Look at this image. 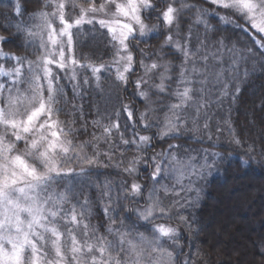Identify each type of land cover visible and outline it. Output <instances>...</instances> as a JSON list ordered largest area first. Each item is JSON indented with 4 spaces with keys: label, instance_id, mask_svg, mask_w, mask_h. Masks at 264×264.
Returning a JSON list of instances; mask_svg holds the SVG:
<instances>
[{
    "label": "snow or ice",
    "instance_id": "1",
    "mask_svg": "<svg viewBox=\"0 0 264 264\" xmlns=\"http://www.w3.org/2000/svg\"><path fill=\"white\" fill-rule=\"evenodd\" d=\"M86 2L87 6L78 4L77 0H46L45 7L51 6L53 11L34 13L30 17L34 21L32 24L18 20L14 24L4 25L6 29L15 28L12 35L22 38L20 46L26 51L31 48L33 52L40 53L35 60L28 55L4 51L2 45L12 37L0 35V60L14 62L11 68H5L0 63V264H175L182 254V246L177 244L180 229L165 224H152V221L157 218L177 219L179 224L191 229L188 217L180 212L186 211L200 199L201 189L196 186L197 182L211 175L214 161L209 163L207 155L202 157L203 163L198 165L193 164L192 157L182 159L174 151L181 147L178 144H169L166 149L148 155L147 149L152 147L153 137L139 135L135 131L133 112L128 105L123 106V111L132 122V138L125 139L120 132V113L117 111L114 113L116 121L103 127L102 136H94V150L89 155L84 151L86 143L77 146L68 138L72 128L65 129L66 122L59 120V114L70 115L69 90L76 97L82 95L85 86H90L93 81L99 88L101 72H108L112 66L116 69L115 81L126 87L129 74L134 70L132 48H135L142 57L140 66L145 73L159 71L160 82L153 87L161 93L166 91L165 81L173 79L169 75L172 67L178 69L177 88L172 93L178 102L168 106L172 115L165 116L164 130L156 138L159 141L179 138L184 132L191 130L188 125L192 129L201 127L198 121L202 118V109L210 107L212 103L207 99L212 95L210 88L218 92L217 102H222L224 97L230 95V82L240 78L242 67L243 76L247 78V63L254 54L252 49L244 51L235 46L229 48L220 41L219 47L211 54L218 67L210 66L209 54L197 56L199 49L192 52L187 39L185 46L179 40L174 41L172 29L175 28L176 35L180 36L182 13L196 7L184 3V0H165L167 7L162 12H157V5L153 0H102L99 4L96 0ZM208 2L228 14L221 15L215 10L209 13L207 9H200L196 23L208 28L210 25L204 17L213 16L222 25L235 24L243 28L245 24H250L258 33H264V0ZM177 3L179 7L175 6ZM66 7L73 11L78 8V16L73 19L70 13L66 14ZM113 7L115 10L111 11ZM14 11L19 17L21 6L18 2ZM153 12L157 13L158 21L162 20L163 28L168 33L161 49L170 46L182 53L179 65H172L170 62L158 64L155 61L150 65L144 63V59L157 53H145L135 41L143 42L152 34L158 33L159 24L149 27L145 23V16L150 17ZM57 20L59 29L53 26V22ZM84 26H88L92 34L106 30L108 44L115 51V58L110 65L81 63L76 59L73 29L79 32ZM190 36L191 30L189 38ZM255 43L264 50V38ZM203 44L204 42L202 46ZM261 54L264 55V52ZM224 55L229 57L227 67H224ZM198 64L201 66L198 67ZM81 70L90 73V76L81 75ZM134 84L138 90L136 95L147 100L149 92L139 89L142 84L147 85L148 81L137 79ZM232 86L238 94L240 88L234 83ZM231 95L234 99L235 95ZM71 107L73 110L77 108L75 104ZM189 108L191 114L188 112ZM79 111L82 115V106ZM146 115L147 110L140 114L139 119L141 127L148 130L151 125L145 122ZM203 118L206 121L209 119L206 111L203 112ZM99 123L93 121L96 126ZM124 127L128 130L129 126ZM202 127L207 129V122ZM113 130L119 133L121 145L135 146L137 150L145 151L144 155L133 156L128 167L122 169L123 172L137 173L136 165L141 161L145 169L150 166L154 169L150 173L153 186L146 197V206L124 209L126 213L135 216L130 224L125 223L126 219H130L129 216L119 217L121 196L117 194L113 199L112 183L109 180L99 182L98 179H92L101 168L119 167V164L112 162L116 147L110 139ZM217 131H220L219 127ZM100 141L108 144L104 152L97 148ZM233 142L237 145L241 143L235 137ZM20 143H23V149L18 148ZM211 155L221 157L220 153ZM243 163L247 165L248 160ZM72 164L76 166H70ZM161 180H172L174 183L170 187L168 184H160ZM157 184H160L159 188ZM58 185L62 186L59 191L56 188ZM90 187H95L99 192L101 202L108 201L102 211L109 221L106 232L112 239L97 235V225L90 229L89 224L84 223L91 216V200L86 196L81 201L79 197ZM161 190L165 198L171 194V205H165L160 198ZM142 191L143 186L134 182L131 184L130 195L124 189L123 198L135 199L140 197ZM192 193L195 195H190ZM69 203H72L70 209L66 208ZM117 217L120 220L118 226ZM140 223L151 224L150 236L135 231ZM69 225L83 226V243L77 240L76 233ZM65 235L70 239L68 247H65L67 241L62 242L61 239ZM90 239L94 242H88ZM166 244L176 251L169 250L165 247ZM189 246L191 247V243ZM180 264H195V260L185 256Z\"/></svg>",
    "mask_w": 264,
    "mask_h": 264
},
{
    "label": "trees",
    "instance_id": "2",
    "mask_svg": "<svg viewBox=\"0 0 264 264\" xmlns=\"http://www.w3.org/2000/svg\"><path fill=\"white\" fill-rule=\"evenodd\" d=\"M202 1V2H201ZM21 6V14L19 17L15 15V4ZM46 0H0V35L12 37L9 42L2 45L6 52H14L16 55H28L30 59H35L38 52H33L31 48L27 51L21 47L22 38L13 36L15 28L4 27L5 24L11 25L18 20L24 21L26 24H32L34 21L30 19L34 13L46 11L51 6L45 7ZM160 0H156L155 4H159ZM202 5L212 7V5L203 0H198ZM204 2V3H203ZM207 3V4H206ZM158 7V6H157ZM152 14V13H151ZM208 24L212 26L219 25L223 27V31H236L240 40V45L244 40L248 41L249 47H252L253 56L248 60L247 67L249 75L247 78L243 76V67L241 68L240 78L235 82H230V95L225 97L223 109L218 113L219 129L211 131V139L206 134L192 132L190 135L194 141H190L191 147L197 150L199 145L204 146L213 153H220L221 157L215 160V172L208 178L204 190L200 194V199L181 211L180 214L188 217L192 224L191 229H187L183 224H179L177 219L167 220L157 218L152 224H166L180 229V238L177 244L181 245V255L176 259L175 264H180L185 256L195 260V264H264V50L253 42L261 40L263 37L256 34L253 36L251 32L237 27L235 24L222 25L216 18H205ZM181 20V19H180ZM153 22V21H152ZM151 22V24H152ZM238 23H243L238 21ZM161 24V23H156ZM155 25V24H154ZM87 27V26H84ZM152 34L147 40L141 42L135 41L139 48L145 53H158L156 46L158 41L163 37L164 32L160 31ZM106 34V30L103 32ZM250 36L253 37L251 40ZM108 37H95L90 39L75 40V49L79 54H86L87 60L100 65H108V62L114 57V49L107 43ZM252 41V42H251ZM158 51V52H157ZM135 58L134 70L129 74V82L126 87L115 81V73L110 68L108 72H101L100 87L97 88L95 83L85 86L83 94L73 97L72 92L68 91L69 105L68 112L59 114V120L65 121V129L72 128L68 133V138L72 140L74 145L86 143L84 151L89 155L92 154L94 148L92 142L95 137L103 135V127L115 122L117 117L114 113L119 111V123L121 125L120 132L123 133L125 139H131L132 122L135 123V131L139 135H148L153 137L152 147L147 149V154L159 152L166 149L169 144H183L189 141V134H183L179 138L165 139L159 141L157 134L164 130L162 123L155 120V124L151 120L145 122L151 127L145 130L141 127L139 116L144 112L146 106L154 108V117L157 115L159 106H166L167 103H176V97L172 92H159L158 99L153 102L152 94L150 100H142L139 98L137 88L134 81L137 79L147 80L152 74L144 72L140 66L142 57L139 52L132 48ZM160 57L168 56L165 52H160ZM82 57V56H81ZM178 57V56H177ZM176 55L169 62L180 61ZM160 58V59H161ZM155 55L144 59V63L154 60ZM159 60V58H156ZM174 59V60H173ZM5 68H11L14 63L10 60H0ZM148 65V64H147ZM171 76L174 77L172 71ZM90 76V73H86ZM146 75V76H145ZM6 79V78H5ZM147 85L142 84L140 91L149 90V80ZM168 82V81H167ZM171 82V81H170ZM235 84L240 88L236 94ZM174 87V86H173ZM235 98H232V95ZM155 98V97H154ZM77 106L73 110L71 105ZM128 105L133 112L132 122H130L123 111V106ZM80 106H82V115L80 114ZM93 121H99V125L93 124ZM128 125V130H125ZM163 127V128H162ZM238 138L241 143L239 145L233 142V138ZM111 141L116 145L113 151V163L119 164L118 168L108 167L101 168L92 177L94 181L99 182L109 180L112 187L113 199L117 194L121 196L119 201V217L129 216L125 223L130 224L135 220V216L126 213L125 208H136L146 199L148 192L153 185L149 173L154 169L150 166L147 169L143 167V161L137 164V173L128 174L123 172V168L128 167L129 161L133 156L144 155V149L135 146H123L119 143V133L113 130ZM99 151L104 152L108 148V144L100 141L97 144ZM252 151H249V149ZM79 150V148H77ZM103 159V157H101ZM248 160L247 165L243 163ZM107 163V161H105ZM70 166L75 167V164ZM146 173L148 177L141 179L140 174ZM165 182L171 180H163ZM139 183L143 186L140 197L135 199H124V189L126 188L130 195L131 184ZM57 191L62 186H56ZM91 200V216L85 221L89 224V228L93 225L98 226L97 235L111 236L106 232L109 221L105 219L102 208L108 205V201L99 200V192L95 187L86 188L84 193L80 195V200L85 197ZM72 203H75L73 201ZM72 203L68 204V208L72 207ZM79 212V206H77ZM117 217V226L120 223ZM151 224L145 225L140 223L135 231L150 235ZM196 229H199L197 232ZM191 238V239H190ZM191 243V247L189 246ZM169 250L175 252L174 247L169 246Z\"/></svg>",
    "mask_w": 264,
    "mask_h": 264
},
{
    "label": "rangeland",
    "instance_id": "3",
    "mask_svg": "<svg viewBox=\"0 0 264 264\" xmlns=\"http://www.w3.org/2000/svg\"><path fill=\"white\" fill-rule=\"evenodd\" d=\"M155 1L156 0H153V3H155ZM160 1L161 2H159V4H157V6H158L157 7V12H162L164 10V8L167 7V3L165 2V0H160ZM203 1L208 2V0H203ZM101 2H102V0H96L97 4H99ZM77 3L78 4H82L84 6H87L86 0H77ZM184 3L195 5L196 7L192 8L191 10H186L184 13H182L181 20H180V36L176 35V29L173 28L172 29L173 40L174 41L179 40L181 45L185 46V40L187 39L188 46H189V48H190V50L192 52H197V49H199V52H197V56L202 55V54H209V57H210L209 58V65L210 66H217L218 67L216 61H214L211 58V54L214 53L216 51V49L219 47V42L220 41H223V43L229 48H231L232 46H235L237 49H241V50H244V51H247L248 49L252 48V47H249L248 41L244 40V39H242V41H243L242 44H245V45H240L241 44L240 43L241 38L238 37L236 31L225 32V31H223V27L219 26V25H215L213 28H212V26L206 28L203 24H198V23L195 22L196 18H197V12L200 9H207L209 13H211L214 10L215 11H219L221 15H227L228 13H225L223 10L218 9L215 5H212L210 2H208V3H210L212 5V7H208V6L202 5V4H200L198 2V0H184ZM175 6L179 7V3H177ZM114 10L115 9L113 7L111 9V11H114ZM46 11L47 12H52L53 8L50 7ZM65 11H66V14L70 13L71 17L73 19L76 16H78V14H79V9L78 8L75 11H73L71 8L66 7ZM66 18H69V16L66 15ZM204 18H215V17L207 16V17H204ZM70 22H71V20H70ZM151 22H152V24H151ZM145 23L148 24L149 27H151L152 25H154L156 23H161L159 29H161L160 30L161 32H164L163 37L157 42L158 44L156 45V46L159 45V47L156 49L159 52L157 51L158 53H157V55H155V59L147 62V64L150 65L153 61L157 62L158 64H163V63L169 62L173 58V56L176 55V57L178 56L177 58L180 61H175V62H172V63L170 62V63L172 65H179L181 63V61H182V53L177 52L174 49V47H170V46H166L163 49H161V45L163 44L164 39H165V37H166V35L168 33L163 28L162 20H159V21L157 20V13L153 12L150 17L146 15L145 16ZM53 26L55 28L59 29L60 24H59L58 20L53 22ZM242 29H247V31L251 32V34H253V36H256V34H257V35L262 36L264 38V33H258L256 31V29L251 28L250 24H245ZM189 30H191L190 38H189ZM137 32H138V29H137ZM73 33H74V41L76 39H79V38L81 40L90 39V41H91L95 37L107 36V34L101 33V32H96L95 34H92V32L90 31L88 26L87 27H83L79 32H77L76 29H73ZM250 38H251V40H253L252 36H250ZM202 42H204L203 46H202ZM253 42H255V41H253ZM160 52H165L168 56H166V57L163 56V58H161L160 54H159ZM74 55H75L76 59L80 60L81 63L90 62L89 60L86 59L87 58L86 54H79V52H77L75 48H74ZM114 58H115V51H114V57L112 58V60L110 62H108V65L111 64V62L114 60ZM156 58H159V60L156 59ZM223 59L226 61V63L224 64V67H227V62H229V57L227 55H224ZM197 66L199 67L201 65L198 64ZM111 68H112V70L114 71V73L116 75L115 66H112ZM160 71H162V69H160ZM171 71H172L174 77L171 80V82L168 81V80L165 81V85H166V91L165 92H172L173 90L175 91L176 88H177V80H176V78L179 75L178 69L175 68V67H172ZM150 73L152 74V76L150 75L147 80L150 79L149 85H151V87H149L148 88L149 90H146V91L149 92V96H148L147 99L150 100V95L152 94L151 102H153L154 100L156 101L158 99V97H159V95H158L159 91L156 90L153 87L155 84H158L160 82L159 81V71H153V72H150ZM84 74H86V73H84L83 70H81V75H84ZM146 75H147V73H146ZM169 75L171 76V73H169ZM93 83H95V82L93 81ZM182 87L183 86H181V90H182ZM217 87H219V86H217ZM209 91L212 92V95L208 96L207 99H209L212 103H211L210 107H208L206 109H202V118L198 121V124L201 127L197 128V129H192V126L188 125V128L191 129V130L190 131H186L183 134H185V135L189 134V137H190L189 141L186 142V143H183V144H178L181 147L178 150H174V151L178 152V155L182 159H187L188 157L194 158L193 159V164H196V165H198L199 163H203L202 157H204L205 155H207L209 163H212L213 161L215 162V160L217 159V158H215V157H213L211 155L213 152L208 150L204 146L199 145L197 150H195V147H191L190 146L191 144H189L190 141H194V139H192V137L190 135L192 132H197L198 136H200L199 135L200 133L206 134V137L209 138V136L211 135L212 129L217 130V128L219 127L218 113L221 112L222 109H223L222 105H223L225 97L222 99V102H217L218 92L216 90L212 89V88H210ZM148 100H147V102H148ZM176 101H177V98H176ZM171 104H173V103H167L166 106H163L161 104L159 106L158 111H157L158 113H157V115L155 117H154V110H153L154 108L151 109L152 106H149V105L146 106L144 108V112L147 110V115H146L147 120L148 121L151 120V122H153V124H155L156 123L155 120L158 118V122H161L162 123L161 126H164L165 116L166 115L167 116L172 115V113L168 109V106L171 105ZM205 111L207 112V115L209 117V119H207V121L203 118V112H205ZM188 112H189V114H191V108L188 109ZM206 122L208 124V128L204 129L202 127V125L204 123H206ZM17 146L20 149L24 148L23 143H20ZM214 172H215V167L212 168L211 175H207L203 179H201V180H199L197 182L196 186L201 189V192L204 190V187H205V184H206L208 178H210V176H212L214 174ZM150 173H149V175H150ZM147 177H148V175L146 173H144V172L140 174V178L141 179H146ZM173 183H174V181H172V180L171 181H167V182H165L163 180L160 181V184H168L170 187L173 185ZM160 184L156 185L157 188L160 187ZM152 186H151V188H152ZM190 195L194 196L195 193H192ZM159 196H160L161 199L164 200L165 205H171V201L173 199L171 194L168 196V198H165L164 192H163V190H161L160 193H159ZM144 206H146V199L144 200L143 203H141V205L137 206L136 208H142ZM66 208H68V205H66ZM78 219H79V217H78ZM84 223H85V221H84ZM69 227L73 228L74 232L76 233L77 240H79V241H81V243H83V238L81 236V233L84 230L83 226L81 225L80 227H76V226H73V225H69ZM61 230L63 231V228ZM145 235H147V234H145ZM150 235H151V233H150ZM61 239H62V242L67 241V243L65 244V247L70 246V239L68 238L67 235L63 236ZM88 242H94V241L92 239H90ZM165 247L169 248V245L166 244ZM49 251H50V249H49Z\"/></svg>",
    "mask_w": 264,
    "mask_h": 264
}]
</instances>
